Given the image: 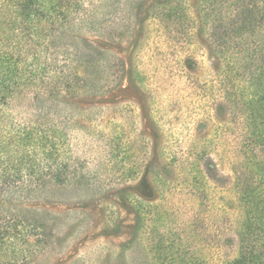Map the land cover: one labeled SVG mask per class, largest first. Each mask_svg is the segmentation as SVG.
Segmentation results:
<instances>
[{
  "label": "rangeland",
  "instance_id": "rangeland-1",
  "mask_svg": "<svg viewBox=\"0 0 264 264\" xmlns=\"http://www.w3.org/2000/svg\"><path fill=\"white\" fill-rule=\"evenodd\" d=\"M61 4L0 21L6 117L45 106L75 170L0 205L31 242L0 264H264V0Z\"/></svg>",
  "mask_w": 264,
  "mask_h": 264
},
{
  "label": "trees",
  "instance_id": "trees-1",
  "mask_svg": "<svg viewBox=\"0 0 264 264\" xmlns=\"http://www.w3.org/2000/svg\"><path fill=\"white\" fill-rule=\"evenodd\" d=\"M37 1L40 2L41 8H46V6L48 7L49 3L53 6L54 4L62 5L61 3L64 2V0ZM16 2L17 3H15V0H0V21L3 19L5 20L8 15L4 11L6 9L9 13V18L7 24L5 25L9 27V30H12V32L14 30H18L20 22L21 24L26 23V20L24 18L21 19L19 14H22V10L29 12V9L31 10V6L36 3V0H17ZM16 4H19L20 10L18 9L19 14L15 16L16 13H13V11H16ZM36 10L40 11L41 9L35 7V13H31L32 16L36 15ZM4 31L6 30L4 28L2 29V23L0 22L1 39ZM6 39L9 40V36L7 38H3L2 40L6 41ZM2 47L4 48V45L1 41L0 205H3L5 201H13L15 197H25L27 193L31 194L32 192L39 190L41 192L42 184L47 177H52L55 182L61 183L64 179H67L69 174H73L75 171H70L69 164L65 162L66 153L64 151V147L66 145V137L59 131V126L55 125L54 119L49 117L47 110H45V106L40 105L39 108H37L33 105V116L27 120L16 121L6 117L5 109L9 103L7 99H13L14 95L22 93L24 88L14 87L8 81V78L12 80V78L8 76L12 73V65H10L8 60L12 57L8 56V53H10L11 56H14L15 54L14 52H7L5 49L3 50ZM74 59L75 62L70 64L73 66H70L68 70L65 69L68 58H60L58 61H50L51 66L48 65L44 67V70L42 69L41 76L44 77V80L50 81L54 84L58 81L69 83V78L71 76H77V74L65 72V70H74L78 73L77 64L80 57L76 55ZM35 75L36 74H33L32 76L35 77ZM65 77H67L68 80L65 79ZM24 80L30 82L28 78H25ZM62 82L60 84L63 86L64 84ZM17 83L18 82H12V84ZM45 97L50 98V93L47 90H37V92L33 94L32 101L34 99L35 102L37 101L38 103ZM10 210L11 208H4L2 210L0 208V256H5L4 253H6L1 250L2 247L7 248V251H12V249L16 250L17 245L20 243L21 246H24L25 248H28L31 245V242L25 237V234L17 228L24 219L21 220L18 216L14 215L16 214L14 211ZM29 225L37 228L33 224ZM36 235H38V233H36ZM242 252L244 253L245 251L243 250ZM24 260H26V262L28 261V259H23V261Z\"/></svg>",
  "mask_w": 264,
  "mask_h": 264
}]
</instances>
